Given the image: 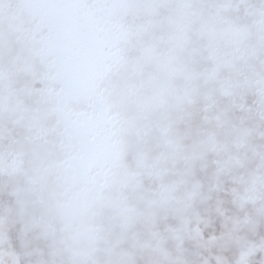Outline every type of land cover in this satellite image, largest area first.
Here are the masks:
<instances>
[{
  "label": "snow or ice",
  "instance_id": "1",
  "mask_svg": "<svg viewBox=\"0 0 264 264\" xmlns=\"http://www.w3.org/2000/svg\"><path fill=\"white\" fill-rule=\"evenodd\" d=\"M0 264H264V0H0Z\"/></svg>",
  "mask_w": 264,
  "mask_h": 264
}]
</instances>
